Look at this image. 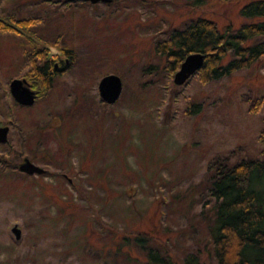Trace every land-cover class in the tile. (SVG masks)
<instances>
[{
  "label": "rangeland",
  "instance_id": "rangeland-1",
  "mask_svg": "<svg viewBox=\"0 0 264 264\" xmlns=\"http://www.w3.org/2000/svg\"><path fill=\"white\" fill-rule=\"evenodd\" d=\"M33 1L31 15L45 19L30 33L0 34V122H11L0 143V264H148V247L173 251L172 264L189 251L213 264L208 164L264 158V99L248 112L250 99L264 98V56L177 85L157 43L199 16L220 31L264 16L241 11L251 0ZM24 2L0 1L7 10ZM46 60L61 67L49 86L38 75ZM106 73L123 84L111 104L97 87ZM15 76L44 94L15 106ZM190 102L201 110L188 113ZM25 156L45 173L15 167Z\"/></svg>",
  "mask_w": 264,
  "mask_h": 264
},
{
  "label": "trees",
  "instance_id": "trees-1",
  "mask_svg": "<svg viewBox=\"0 0 264 264\" xmlns=\"http://www.w3.org/2000/svg\"><path fill=\"white\" fill-rule=\"evenodd\" d=\"M116 1L103 4L109 5ZM46 2L51 6L56 0ZM2 4L0 3V34L11 32L24 35V29L30 33L37 20L43 18L31 15V6L37 5L33 0H25L22 6H11L12 9L9 10ZM24 6L28 7L26 15L22 13ZM242 10L250 16H264V0H251ZM263 19L243 23L236 29L227 27L225 31H220L213 20L199 16L182 26L171 28L166 33L167 37L157 43V49L167 55V66L171 74L178 69L188 53L202 52L204 59L195 74L202 82L218 79L234 70L248 67L264 56ZM248 38L252 39V43L244 44ZM64 50L68 52L67 49ZM38 68L41 80L49 86L48 78L61 67L49 66L46 60ZM32 69L36 70L33 62ZM39 94H44L43 90L38 91ZM263 99L262 95L250 99L248 112H257ZM14 102L15 106H23L15 100ZM186 107L187 112L192 114L199 112L202 105L200 102H190ZM227 161L226 156L216 155L208 164L211 171L209 193L213 198L212 218L209 222L212 250L208 257L213 258V264H264V158L248 156L231 163ZM134 240L144 246L145 239L142 235L134 237ZM146 252L148 264H168V260L172 264L173 251L167 249L168 258L149 247ZM183 261L185 264H205L202 257L192 251L185 253Z\"/></svg>",
  "mask_w": 264,
  "mask_h": 264
},
{
  "label": "water",
  "instance_id": "water-1",
  "mask_svg": "<svg viewBox=\"0 0 264 264\" xmlns=\"http://www.w3.org/2000/svg\"><path fill=\"white\" fill-rule=\"evenodd\" d=\"M91 2L98 1H111V0H89ZM204 59L202 52H191L188 53L181 61L178 69L173 74V82L182 85L190 76H192L197 69L201 66ZM9 90L15 100L21 104L29 105L32 104L36 97V91L26 83L24 78L14 77L10 80ZM98 91L100 97L107 103H114L122 91V80L118 74L107 73L104 74L98 82ZM9 126L7 124L2 125L0 123V142L7 141ZM20 170L27 173H41L45 168L25 156L22 161L18 164ZM11 231L14 233L15 238H19L21 235V229L17 223L11 227Z\"/></svg>",
  "mask_w": 264,
  "mask_h": 264
},
{
  "label": "flooded vegetation",
  "instance_id": "flooded-vegetation-1",
  "mask_svg": "<svg viewBox=\"0 0 264 264\" xmlns=\"http://www.w3.org/2000/svg\"><path fill=\"white\" fill-rule=\"evenodd\" d=\"M56 64V63H55ZM56 68H58V66H56ZM60 70V69H59ZM25 77V76H24ZM26 78V77H25ZM30 84V83H29ZM31 85V84H30ZM31 88H33L35 91H36V97L38 96V88H35V87H33L32 85H31ZM36 97H35V100H36ZM2 124L4 125V124H8V125H10L11 124V122H8V123H4V122H2ZM10 128V127H9ZM17 167H18V165H17ZM24 172V171H23ZM44 173H45V170L43 171ZM43 172H41V173H43ZM37 172H34V173H32V174H36ZM41 173H39V174H41ZM64 176L69 180V181H71L72 179L70 178V177H68L67 175H65L64 174Z\"/></svg>",
  "mask_w": 264,
  "mask_h": 264
}]
</instances>
